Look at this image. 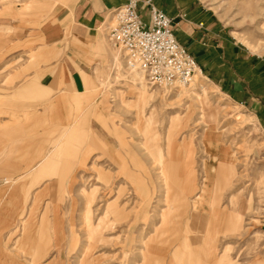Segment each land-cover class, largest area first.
<instances>
[{"label": "rangeland", "instance_id": "374dc122", "mask_svg": "<svg viewBox=\"0 0 264 264\" xmlns=\"http://www.w3.org/2000/svg\"><path fill=\"white\" fill-rule=\"evenodd\" d=\"M68 1L0 0V24L9 25L0 27V105L12 102L14 95L8 93L25 81V103H40L46 115L42 126L25 134V141L38 137L45 141L39 143V150L25 151V174H0V178L8 180L0 186V264H79L89 239L95 247L90 264H264L262 120L248 104L233 100L204 74L197 75L189 86L176 89L151 84L144 72L139 76L140 70L126 66L121 51L107 36L109 49L119 52L124 66L111 61L96 66L83 92L90 94L88 102L75 101L83 93L65 95L61 91L53 90L51 94L37 90L41 79L35 76L47 72L55 75L61 64L57 44L44 39L40 30L53 23L57 8ZM198 3L221 22L229 38L247 55L264 61V0ZM14 26H24L28 36L12 40L9 30ZM22 72L25 80L21 79ZM139 89L146 96L137 108ZM75 129L81 131L78 140L72 138ZM91 131L107 144L95 139L99 145L94 143L91 158L77 166L78 157L88 147L87 137L91 140ZM169 131L173 132L170 143ZM205 134H209L206 138L216 135L219 139H204ZM184 138L190 141V153L183 148ZM1 141L0 138L3 148ZM218 141L223 160L211 172L204 163L218 151ZM79 142L77 150L74 143ZM159 152L172 163L169 173L179 181L171 190V216L156 163ZM4 154L0 149V166L13 160ZM132 157L147 174L133 177L128 171L123 173L118 167L119 158L127 162L129 170L139 171ZM186 158L190 166L184 169ZM186 168H192L195 175L196 189L192 192L183 185ZM70 174L75 178L69 186ZM146 176L153 180L152 192L146 185ZM201 184V208L194 209ZM120 185L126 191L116 201L121 207L125 205L120 209L125 213L117 221L119 208L108 203L118 198ZM144 201L147 206H143ZM214 202L215 211L210 209ZM196 211L203 219L197 220L193 228L189 220ZM103 213L106 221L110 220V230L105 233ZM233 214L236 219L230 217ZM135 217L139 220L130 228ZM41 220H45L46 237L37 247ZM25 221L30 223L27 237ZM152 233L158 241L150 238ZM150 241L158 243L148 259L142 253L144 244ZM37 248L41 249L39 257L33 254Z\"/></svg>", "mask_w": 264, "mask_h": 264}, {"label": "crops", "instance_id": "0c3cea01", "mask_svg": "<svg viewBox=\"0 0 264 264\" xmlns=\"http://www.w3.org/2000/svg\"><path fill=\"white\" fill-rule=\"evenodd\" d=\"M127 1L129 0H70L57 8L55 12L56 19L53 23L41 29L40 33L43 34L44 39L54 41L57 44L61 56L60 69L55 75L51 72H47L46 74L38 72V75L44 74V76H35V78L41 79V81H38L39 87H37V90H42L43 92H52L53 90L61 91L65 95L83 93L86 88V79L91 75L93 76V71L96 66L111 61L114 65L123 67L124 64L119 52L113 51V47L109 49L106 43V28L112 13ZM139 1L140 11L144 18L148 20V11L144 6L143 0ZM153 2L159 9L172 18L173 29L177 40L194 56L201 69V75L204 74L212 84L217 85L226 95L236 102L245 106L248 104L249 108L259 116L264 124V61L257 59L253 54L247 55L245 50L237 42L229 38L221 22L207 8L201 6L198 0H153ZM8 26V24H0V27ZM9 31V37L12 40H22L28 36V30L24 26H14ZM22 74L21 79L25 80V72H22ZM45 79H48V81H44ZM8 94H13L14 98L12 102H6L0 105V138L2 139L1 145H3V148L1 146L0 149L6 153L4 156L13 160L6 166H0V174L24 175L25 151L39 150V143L45 142L44 139L43 141L40 140V137L32 142L29 139L25 141V134H29L30 130L34 132L35 127L42 126L45 122L46 115L42 113L40 103H25V81L21 82L18 87H15ZM51 94L54 93L52 92ZM90 97V94L85 92L77 96L75 101L81 104L88 102ZM64 110H67V108H64ZM101 115V117L104 116V114ZM73 131L72 138L78 140L81 132L80 129ZM114 131L119 135V128L115 125ZM88 133H90L91 140L87 137L86 143L88 147L78 157L80 159L78 160L77 166L85 165L91 158L94 143L99 141L107 144L105 141L97 139L92 131ZM206 135L209 134H205L204 139ZM210 136L206 139L215 141V138H218L216 135ZM204 139L203 141H205ZM31 143H37L38 145L31 146ZM218 143V158L223 160L224 152L220 141ZM96 145L99 144L97 143ZM74 146L79 150L81 144L80 142L74 143ZM78 154L79 152L76 155L78 156ZM0 157L2 156L0 155ZM27 157L30 158L31 155ZM15 158H20L21 161H14ZM117 162L119 163L118 167L123 170V173H127L128 171L136 176L147 174L144 168H141L140 165L138 166L139 161L134 157H132V163L139 168V171L129 170L127 162L122 160V158H119ZM74 178L75 174H70V180H68L69 186L72 185ZM144 179L150 192H152L153 189L150 182L153 180L148 176L144 177ZM120 191H122V195H120ZM125 191L123 185H120L118 187V198L108 203V206L111 205L119 208L117 221L124 215V210L121 213L120 209H123L125 205L123 204L121 207V203H118L116 200H119ZM145 202L147 201H144L143 205L147 206L148 203ZM199 213L196 211L191 216L189 220L190 227L194 228L196 224L198 225L197 220L203 219V216ZM237 213L239 212H236L235 215H238ZM235 215H230V217L235 218ZM149 219L151 221L154 220L151 216H149ZM137 220L139 218L136 219L135 217L130 228L134 226ZM171 220L172 217L169 218V221ZM53 221L55 223L58 222L56 217L53 218ZM109 221V219L106 221L103 213L102 229L104 233L110 230ZM158 222L160 223L161 221L159 220ZM44 223L45 220H41L38 229L40 236L37 247L43 245V239L46 237L43 234ZM157 227L158 225H156L154 230ZM29 228L30 223L25 221L26 237V231ZM104 233L102 235L103 240L105 239ZM153 233L150 238L154 237L158 241ZM41 239L43 242H41ZM156 243L150 241L144 244V252L142 254L146 253L148 259L151 258ZM93 248L95 247L92 244L88 254L89 259L87 257L86 264H90L91 262L90 256ZM203 251L208 255L206 247H204ZM40 253L41 249L37 248L33 254L39 257L41 255Z\"/></svg>", "mask_w": 264, "mask_h": 264}, {"label": "built area", "instance_id": "2783aa9c", "mask_svg": "<svg viewBox=\"0 0 264 264\" xmlns=\"http://www.w3.org/2000/svg\"><path fill=\"white\" fill-rule=\"evenodd\" d=\"M139 0H129L117 8L106 28L108 40L121 51L126 66L145 73L151 84L176 89L189 86L199 68L194 56L176 38L173 20L153 0H143L146 20ZM8 180L0 178V186Z\"/></svg>", "mask_w": 264, "mask_h": 264}, {"label": "bare ground", "instance_id": "6f19581e", "mask_svg": "<svg viewBox=\"0 0 264 264\" xmlns=\"http://www.w3.org/2000/svg\"><path fill=\"white\" fill-rule=\"evenodd\" d=\"M137 74L139 76H143V73L141 71H138ZM202 74L200 70L197 71L196 75H195V78L194 80L196 79L197 75H200ZM193 80V81H194ZM192 81V82H193ZM183 87V86H181ZM185 87V86H184ZM179 88V87H178ZM203 88V86H202ZM140 91L138 92V97H137V102H136V107L139 108V103L140 101H142L145 96H146V93L139 89ZM203 91H205V88L202 89ZM202 108H203V105H202ZM141 115V112L138 111V116ZM143 119V118H142ZM149 122L151 121V119L149 118L148 119ZM144 124V123H143ZM176 135V134H175ZM173 139V132L169 131V133L167 134V141L168 143H170ZM182 145H183V148H185L186 150V153H190L191 151V144H190V141H187L185 138L184 140L182 141ZM219 161H222L220 158H218V151H215L214 153H212L211 157H210V161H208V163H204L205 166H208L209 170L211 172H214L215 169H216V163L219 162ZM156 163H157V166L159 168V173H160V180L161 182L163 183L162 186L164 187V198H165V201L168 202V206H169V216H171V210H173L172 208V199H171V190L173 188V184H176L177 182H179L178 180H174L173 179V175H171L169 172H170V168L173 166L171 162H168L161 154L160 152L158 153L157 155V160H156ZM184 166H190V163H189V160L186 158L184 160V164H183V168ZM185 169V168H184ZM187 169V168H186ZM188 170V169H187ZM185 171V170H183ZM103 171L100 170V174H102ZM185 174V173H183ZM187 175V176H186ZM184 176V175H183ZM185 182L183 183V185L186 187L185 189L186 190H190V192H192L193 190H195V182H194V178H195V175H194V172L192 170V168H189L188 170V174L186 173L185 174ZM133 177H136V175H133ZM138 177V176H137ZM140 179V178H138ZM182 179V180H183ZM141 180V179H140ZM175 181H177L175 183ZM141 183L143 184V180H141ZM151 183V182H150ZM154 184V183H153ZM155 185V184H154ZM152 186V189H153V185L151 184ZM203 190H204V184H201V186L199 187V190H198V193H197V197H196V200H195V203H194V209H199L201 208V199H202V193H203ZM212 191V190H211ZM140 195V194H139ZM195 198V197H194ZM92 199V198H91ZM216 202H214L213 204L210 205V209H212L213 211H215L214 209V206H215ZM144 206V205H143ZM124 208V207H123ZM145 210H143L142 212H144ZM90 213V212H89ZM139 215V214H138ZM137 215V216H138ZM214 215V214H213ZM171 218V217H170ZM99 222V221H98ZM102 222V221H101ZM100 223V222H99ZM101 225V224H100ZM107 225V224H106ZM106 227V226H105ZM88 229V228H87ZM94 231V230H93ZM89 237V236H87ZM91 245H92V241H90V239L88 240V244H87V247L85 248L84 250V253L82 255V258L79 260V264H86L87 262V257H88V254H89V251H90V248H91Z\"/></svg>", "mask_w": 264, "mask_h": 264}]
</instances>
